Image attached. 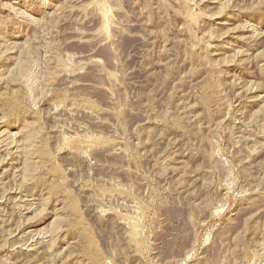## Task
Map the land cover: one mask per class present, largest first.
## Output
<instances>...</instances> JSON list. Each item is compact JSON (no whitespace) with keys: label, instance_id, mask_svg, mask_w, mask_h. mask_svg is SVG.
Segmentation results:
<instances>
[{"label":"rangeland","instance_id":"rangeland-1","mask_svg":"<svg viewBox=\"0 0 264 264\" xmlns=\"http://www.w3.org/2000/svg\"><path fill=\"white\" fill-rule=\"evenodd\" d=\"M0 264H264V0H0Z\"/></svg>","mask_w":264,"mask_h":264}]
</instances>
